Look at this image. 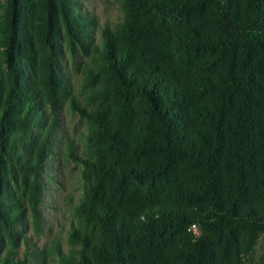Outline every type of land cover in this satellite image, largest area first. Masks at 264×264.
Returning a JSON list of instances; mask_svg holds the SVG:
<instances>
[{"label":"trees","instance_id":"1","mask_svg":"<svg viewBox=\"0 0 264 264\" xmlns=\"http://www.w3.org/2000/svg\"><path fill=\"white\" fill-rule=\"evenodd\" d=\"M19 1L10 0L8 18L0 23V46L11 69L0 78V245L5 236L19 239L16 227L26 209L40 229L44 168L69 94L58 64L62 36L93 60L84 72L91 104L108 72L128 98L139 99L156 130V138L134 147L103 108L87 109L70 95L71 106L91 124V145H102L103 156L106 147H116L132 159L153 157L126 174L139 183L175 180L171 199L195 209L146 203L136 188L125 190V206L101 202V176L111 166L87 159L88 194L70 232L71 246L83 254L66 255L58 246L61 264H216L223 224L264 232V0H127L121 29L105 32L100 45L87 42L89 20L74 12L73 0H44L46 26L38 46L15 32ZM197 19L211 22L218 35L204 33L193 23ZM194 59L202 60L199 73L212 75L190 78L180 62ZM24 60L29 74L19 68ZM195 223L205 236L186 248L174 244Z\"/></svg>","mask_w":264,"mask_h":264},{"label":"rangeland","instance_id":"2","mask_svg":"<svg viewBox=\"0 0 264 264\" xmlns=\"http://www.w3.org/2000/svg\"><path fill=\"white\" fill-rule=\"evenodd\" d=\"M42 1L44 0H20L17 11L18 25L15 27V32L18 35L24 34L34 46H38L41 42L43 29L46 26V16L40 7ZM73 1L74 12L83 19L89 20L87 42L92 45H100L105 32L116 33L125 22L128 11L127 0ZM9 10L10 0H0V23L7 20ZM144 15L159 19L172 28H182L151 11L144 10ZM193 23H196L210 37L218 35V30L209 21L202 20L199 24L197 19L193 20ZM59 49L61 53L58 64L65 77L69 94L68 99L63 101L60 124L54 135V145L50 149L51 153L44 168L45 188L40 202V229L36 228L33 218L26 209L23 225L16 227L20 233L19 239L12 240L5 236L0 245V259L6 257L9 259L6 264H61V258L57 252L58 246H61V251L66 255L74 252L76 256H82L83 251L80 247L71 246L70 232L72 226L78 223V205L81 200L87 198L88 194L89 181L85 173L87 159L92 162L104 161L111 166L101 176L103 191L97 195L101 202H109L116 207L125 206L128 204L124 195L125 190L136 188L141 199L146 203L181 211L195 209L188 203L176 204L171 199L175 180L139 183L126 174L129 167H143L153 157L142 156L132 159L116 147H106L103 156L97 147L102 145H98L96 141H93L94 144L91 145V124L81 112L71 106L70 95H74L80 105L87 109L95 105L103 108L112 125L118 128L123 138L134 147L156 138V130L152 128L149 115L139 99L128 98L121 85L108 72L102 75L97 100L91 104L87 97L92 95L85 83L84 72L93 60L85 56L78 48H69L63 36L59 39ZM16 58H19L18 55ZM5 61L4 48L0 46V78L6 77L11 70ZM201 64L202 60L194 59L192 63L180 62V68L185 70L190 78L201 80L205 75H212L209 71L199 73L198 68ZM19 68H23L26 74L31 72L28 60L22 61ZM208 98L211 97L208 96ZM108 171L115 172L117 175H108ZM93 183L96 185L98 180L95 178ZM14 190H16L15 186ZM189 232L183 233L178 238L179 242L174 244H182L186 248L190 243L205 236V231L199 223L193 224ZM215 248L216 264H264V232L253 234L245 230L239 231L235 224L225 223ZM86 256L89 257V253ZM92 261L94 264H99V261L95 259Z\"/></svg>","mask_w":264,"mask_h":264},{"label":"built area","instance_id":"3","mask_svg":"<svg viewBox=\"0 0 264 264\" xmlns=\"http://www.w3.org/2000/svg\"><path fill=\"white\" fill-rule=\"evenodd\" d=\"M195 227V226H194Z\"/></svg>","mask_w":264,"mask_h":264}]
</instances>
